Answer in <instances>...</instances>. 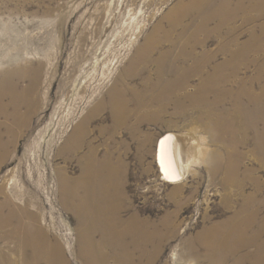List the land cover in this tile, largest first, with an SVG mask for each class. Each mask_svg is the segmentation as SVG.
Segmentation results:
<instances>
[{
  "label": "rangeland",
  "instance_id": "374dc122",
  "mask_svg": "<svg viewBox=\"0 0 264 264\" xmlns=\"http://www.w3.org/2000/svg\"><path fill=\"white\" fill-rule=\"evenodd\" d=\"M248 91L264 94V0H0V264H264V101L255 127ZM165 137L176 183L156 158ZM110 166L126 225L157 223L154 237L170 216L180 225L131 247L132 260L92 228L115 213L104 211ZM232 220L249 224L242 241L211 251L206 230Z\"/></svg>",
  "mask_w": 264,
  "mask_h": 264
},
{
  "label": "bare ground",
  "instance_id": "6f19581e",
  "mask_svg": "<svg viewBox=\"0 0 264 264\" xmlns=\"http://www.w3.org/2000/svg\"><path fill=\"white\" fill-rule=\"evenodd\" d=\"M28 72L30 73V70H28ZM204 72H205V69H203V68L198 69V70H196V75H199L201 77ZM184 78L186 80L187 74L185 75ZM5 82L7 83L8 87H9L8 89H10L12 91V85H10L7 81H5ZM181 86H182L181 82H179V81L176 82L175 85L172 87L173 92H179V89L181 88ZM205 91H207V90L205 89V87L202 86L199 94L197 96H195V101H196V106L200 107L201 112L206 117H208L209 112H208L207 104L205 103L206 98H207V96L205 97ZM248 98H249L250 104L254 105L257 109V110L249 111V113H248V116H251L252 120H254V121L257 120L254 123V126H255L259 121L258 116L256 114L261 111L259 107H261V104L264 101V94L263 95H256V93H254L253 91H248ZM144 100L145 99L143 97H140V102L143 106L145 105ZM110 105L113 108V110L115 111V115L118 117V115L120 113L119 107H122L124 105V99H123V93L119 94V92L115 88L110 92ZM102 108H103V106L99 105L97 108L93 109L91 117L96 115V113ZM162 112H163V109L158 114V117L161 116V114H163ZM0 113H5V111L1 110ZM147 116L149 118V115H147ZM82 131H84L83 127H81L78 130L77 129L75 130V132L73 133V135L71 137L70 143L67 145L68 148H72V150L77 148L75 146V143H76V140L81 137ZM71 143H72V146H70ZM172 152H174V150L172 148L170 137H165V138L161 139V141L158 144V151H157L156 158H157L158 165L160 167V173H161L164 181H167L170 183H171V181L175 182V181L179 180L177 178L178 171L174 165V160L172 158ZM109 170H110V176L108 177V179H106L107 180L106 182L108 183V185L105 184L106 187L108 186V188L105 189V191L108 195V197H107L108 202L104 205V211L107 213L110 209H112L115 211V213L107 215V216H101V215L100 216H97V215L94 216L93 215L95 218V219H93V221H95V222L93 223L94 226H92V228H94V232H100L101 235L104 236L102 241H100V243L98 244L99 246H101V248L107 249V247L108 248L112 247V249H114V250L120 248L121 252H120V254L118 253L119 254L118 257H122L121 259L124 261L126 259L132 260V259H134V256L129 254L131 247H133L135 250H138L143 246L144 241L150 242V243L159 242L160 244H162L163 242L170 240L173 237V234L176 232V230L178 231V228L180 227V225L179 224L177 225V223H176V221H174V219L172 220L173 216H170L169 221L165 222L163 224L165 232L159 234V237H154L153 235H150V233H147V231L148 232L150 230L156 231L159 228V225L157 223H153L152 221H149V220L144 221V220L138 219L137 217H133V219L130 222H128L126 225L124 223V220H123L120 212H119L122 210L123 205H120V202H122V200H121V197H119L120 196L119 188H118L119 184L117 181H115L116 179H118L120 177V175L118 173V169L115 167L110 166ZM94 178H95L96 182L101 181V179L98 175H94ZM68 182H67V179L63 176L62 177L60 176L59 181H58V196H59L60 201H62V203L66 206L68 205L69 202L72 201V197H74L73 195H75V193L73 191H69L67 189L64 190V187H66L68 185ZM232 183H233V181H232ZM74 186H75V184H74ZM12 189H14V188H12ZM79 206L78 207L76 206L73 208L80 209L83 207V206L82 207L81 206L79 207ZM90 206H92V205H90ZM100 208H102V207L98 206V205L94 206V207H89L90 210H94V211H96ZM13 211H15V210H13ZM116 211H118V212H116ZM23 213H26V211L24 210ZM103 214H104V212H103ZM0 216H2L1 211H0ZM4 222H8V220L6 218L0 219V228H5L9 225V224L4 225L3 224ZM248 226H249V224L245 225V228H243V227L239 226V224L237 223L236 220H232V222L227 221V222H225L219 226H216V227H213V228L206 230V232H205L206 236L204 235L205 239H203V240H205L206 245L209 246L211 251L214 250L215 248L221 249V246H223V244L225 246V243H229V242L233 241V239L235 237L237 239V242L240 243V241H242L243 237H242V239H240L239 235L241 233H243L246 230V228H248ZM28 228L29 227L23 226L21 228L22 234L27 232ZM224 229H226V230H224ZM150 232H153V231H150ZM16 234L20 235V233H16ZM18 235H16V236H18ZM25 235L23 234V236H25ZM34 237H36V236H34ZM34 242H37V241L34 240ZM39 243H41V241ZM246 244H249V243L247 242ZM98 245H96L97 248H98ZM100 250H102V249H100ZM104 254L105 253L103 252V254L94 255L93 260L96 263L105 262L107 260V256H106V254L105 255ZM50 259H53V256H50ZM62 259H63V256L58 260H62Z\"/></svg>",
  "mask_w": 264,
  "mask_h": 264
}]
</instances>
